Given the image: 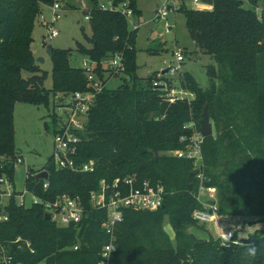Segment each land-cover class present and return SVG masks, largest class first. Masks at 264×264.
Returning a JSON list of instances; mask_svg holds the SVG:
<instances>
[{"label":"trees","instance_id":"1","mask_svg":"<svg viewBox=\"0 0 264 264\" xmlns=\"http://www.w3.org/2000/svg\"><path fill=\"white\" fill-rule=\"evenodd\" d=\"M54 1L0 0V175L5 173L12 181L15 163L7 159L18 160L15 103L49 106L51 97L58 94L72 99L77 92L94 90L84 68L71 65L70 51L55 48L51 55L54 87H45V72L36 64L30 44L36 18ZM114 1H128L135 16L142 13L137 0ZM91 2L92 8L85 12L93 24V34L88 37L93 47L86 50L78 43V48L98 62L96 72L105 88L90 106L86 129L79 134L76 159L93 160L96 170H59L51 156L44 168L50 172L49 188H44L45 180L36 179L40 170L32 169L27 173L26 189L45 199L62 193L80 195L90 208V193L103 179L112 182L135 176L139 181L163 185L167 192L164 207L124 210L109 264H263L264 232L247 240L258 244L250 245V252L247 246L224 244L221 238L199 239L188 230L198 227L193 213L203 207L196 198L200 173L204 184L218 189L220 215L264 219V12L259 17L253 6H245V0H214L210 10L194 9L184 2L178 12L186 15L192 39L216 55L228 79L222 90L213 82L205 90L185 72L180 85L195 98L170 103L164 96L167 90L154 84L162 81L137 76V29L130 27L126 14L101 9L99 0ZM20 19L27 24L23 38H19ZM117 53L123 55L125 68L119 73H124L128 85L124 82L122 88L109 89L107 82L115 74L102 61ZM22 70L33 75L25 79ZM164 83L169 88L172 82L165 78ZM206 105L217 135L204 139L205 165L198 170L191 160L168 152L185 147L181 138L193 131L185 126L193 122L200 128ZM19 193L15 190L16 195L5 206L0 198V210L9 216L0 223V243L9 249L11 264H101L102 249L110 238L102 227L107 210L90 211L80 226L60 227L45 218L42 203L21 205ZM166 216L176 243L163 227ZM19 237L22 240L16 242Z\"/></svg>","mask_w":264,"mask_h":264},{"label":"rangeland","instance_id":"2","mask_svg":"<svg viewBox=\"0 0 264 264\" xmlns=\"http://www.w3.org/2000/svg\"><path fill=\"white\" fill-rule=\"evenodd\" d=\"M102 1L107 2V0ZM54 2H60L65 9L62 18L53 26L43 24L40 21L42 16H45L47 21L52 19V11L47 6V9L43 10L35 20L30 44V49L36 57V64L45 72L44 84L47 89L54 87L53 61L48 52L49 46L55 49L69 50L71 65L79 68L83 67L84 61L89 60V58L86 53L79 50L78 43H81L86 50L93 47L88 40V37L93 34V24L86 18L85 12L86 9L92 8L91 0H55ZM245 2L247 8L252 7L248 1ZM258 2L261 6L264 5V0H258ZM162 3V0H137L142 13L128 20L132 29V22L137 26L135 37L137 76L153 79V81H164L165 78H169L173 84L179 86L181 75L190 72L205 90H209L212 82L216 84L219 90H222L225 87V80L228 79V72L217 60L215 54L200 48L192 39L187 26V18L183 12H169L167 22L172 26V31L164 37L158 36L159 32L164 30V22H157L156 20L158 5ZM189 6L196 9L201 8L192 5V3H189ZM26 26L25 20L20 19L18 24L19 38L26 36ZM50 28L57 30L59 35L50 39ZM179 49L185 56V60L181 63L176 59V52ZM39 58H43L44 61H39ZM108 63L109 59L105 60L104 65H108ZM170 66L178 68L176 74L174 76L169 73L163 75V70ZM113 72L115 76L109 78L108 88H122L124 82L127 87L128 83L124 80V73ZM21 73L25 79L33 75L27 70H22ZM64 97L65 94L51 97L49 106L35 105L24 101L15 103L14 145L17 149V157L21 158L22 162H18L15 157H9L7 162L15 163L12 185L17 192L21 193L26 190V177L30 170L39 171L47 166L49 158L55 150V133L62 125H67L72 118L82 121L84 124L87 123V113L80 111L73 116L74 107H72L71 98ZM211 121L214 124V136H216V125L212 119ZM2 165L4 166V163H1ZM205 196L206 194L203 193V199ZM17 200L20 201V198L18 197ZM4 202L7 204L8 199L4 198ZM217 217L218 220L214 222H197L198 227H190L188 232L204 240L212 236L219 238L222 232L233 230L235 234L237 233L236 239L240 241V245L247 246L250 248V252H253L250 245L254 247L258 244L255 241L247 240L264 232V219L222 216L218 212ZM163 227L171 241L176 243L175 231L168 216L164 219ZM260 254L264 255V252ZM254 260H256L255 257ZM40 264H46V261ZM249 264H254V262L250 261Z\"/></svg>","mask_w":264,"mask_h":264},{"label":"built area","instance_id":"3","mask_svg":"<svg viewBox=\"0 0 264 264\" xmlns=\"http://www.w3.org/2000/svg\"><path fill=\"white\" fill-rule=\"evenodd\" d=\"M162 1L163 3L158 5L156 16L157 22H164V30L159 32V37H164L172 31V26L167 22L169 12H178V9L184 4V2H187L188 5L189 3H192V5L201 7L200 10H210L213 6L203 2V0ZM245 1L249 2V0ZM249 3L255 8L259 17H262L264 5L261 6L259 2L252 4L250 1ZM99 7L104 10H120L126 14L128 20L135 17L134 11L129 7L128 1L117 4L114 0H107V2L99 0ZM49 9L52 11L51 21H47L45 16H42L40 21L47 26H53L55 22L62 18L65 9L60 2H55L50 5ZM86 16V18L90 20V15ZM132 25L133 29H137L135 23L132 22ZM58 35L59 32L57 30L52 28L49 29L50 39H53ZM107 59H109V63L105 66L104 62ZM176 59L179 63L185 60L184 53L181 49L176 52ZM102 65L106 68H111L116 73L122 72L125 68L123 55L117 53L113 56H108L102 61ZM97 66L98 62L91 59L85 60L83 63V68L89 84L94 90L86 92V95L85 92L75 93V96L71 99L72 107H74L72 110L73 116L81 111L87 113L88 119V111L96 94L103 91L105 88V84L96 72ZM167 69L168 73L171 76H174L178 68L170 66ZM169 80L172 81L171 79ZM154 84L157 87L167 90L164 96L170 103H175L178 100L192 101L195 98L193 92L184 89L181 85L176 86L171 83V86L168 88L167 83H164V81H156ZM162 85H164V87H162ZM86 124L72 118L67 125H62V127L55 133V150L52 157L54 164H56V167L59 170L68 169L74 172H94L96 170V163L93 160L79 162L76 159L79 154L78 147L81 141L79 134L85 131ZM185 127L193 130L190 136L185 135L181 138V142L185 147L171 150L168 154L178 158L191 160L194 163L195 168L201 170L205 165L203 154L205 137L202 135L200 128L196 123H189ZM17 161L22 162V159L18 158ZM198 177L201 180V184H199L196 198L203 207L202 209L195 210L193 218L200 223L217 221V212L219 213L218 189L216 186L204 184L203 179L205 177L202 173H200ZM43 180H45L44 188L48 189L50 186L49 179ZM12 182L13 181L7 174L3 173L0 175V198L2 199L1 204L3 206H5L4 198H7L9 201L16 195ZM203 193L206 194L205 199H203ZM166 194L167 192L161 184H154L150 180L139 181L135 176H128L123 179L116 178L112 182L103 179L100 182L99 188L90 193V208L80 195H72L70 193L59 194L53 199H45L26 189L24 192L17 194V197L20 198L19 202L21 205L42 203L45 209V214L50 213L52 215L51 220L60 227L80 226L84 223L90 211L107 210V218L102 222V227L106 230L110 238L109 243H107L102 249L101 264H109L110 257L116 250V230L118 225L124 220V210L133 208L138 210L156 211L160 207H163ZM209 200H217V204L210 205L208 204ZM8 219V213L5 210H0V223H3ZM219 238L222 239L224 244H240V241L236 239L233 230L222 232ZM20 240H22V238L19 237L16 242ZM26 244L28 247H32L30 241H26ZM74 249L78 250L79 245H76ZM11 261L12 256L10 255L9 249L6 245L0 243V264H11Z\"/></svg>","mask_w":264,"mask_h":264},{"label":"water","instance_id":"4","mask_svg":"<svg viewBox=\"0 0 264 264\" xmlns=\"http://www.w3.org/2000/svg\"><path fill=\"white\" fill-rule=\"evenodd\" d=\"M203 2L208 3L210 5H213L214 0H203ZM53 47L49 46L48 47V52L50 55H52L53 53ZM39 61H44L43 58H39ZM168 73V69L163 70L162 74L165 75ZM162 87H164V85H162ZM200 131L202 133V135L207 138V137H211L214 135V124L211 121V117L209 114V110H208V105L205 106L204 111L202 113L201 119H200ZM193 176H196V173L192 174ZM36 179L40 180V179H49L50 177V172L47 169L41 170L38 173H36ZM190 187L193 188V184H190ZM208 204L210 205H216L217 204V200H209ZM164 207V205H163ZM45 218L47 220H51L52 219V215L50 213H46L45 214Z\"/></svg>","mask_w":264,"mask_h":264}]
</instances>
